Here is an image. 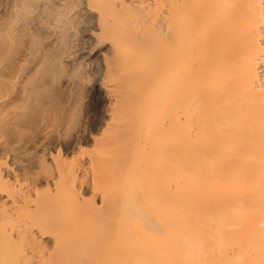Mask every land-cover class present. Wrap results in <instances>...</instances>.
<instances>
[{
    "label": "rangeland",
    "instance_id": "obj_1",
    "mask_svg": "<svg viewBox=\"0 0 264 264\" xmlns=\"http://www.w3.org/2000/svg\"><path fill=\"white\" fill-rule=\"evenodd\" d=\"M112 1L0 0V264H127L112 230L145 214L128 188L148 147L131 128L132 105L144 78L156 83L159 57L140 38L160 28L161 0ZM138 252L173 261L169 251Z\"/></svg>",
    "mask_w": 264,
    "mask_h": 264
},
{
    "label": "bare ground",
    "instance_id": "obj_2",
    "mask_svg": "<svg viewBox=\"0 0 264 264\" xmlns=\"http://www.w3.org/2000/svg\"><path fill=\"white\" fill-rule=\"evenodd\" d=\"M160 3L155 38H140L159 57L156 83L144 78L132 105L140 119L131 128L148 147L136 156L128 188L145 214L130 215L110 233L127 264H161L159 256L142 259L138 251L146 247L171 252V264H264V0Z\"/></svg>",
    "mask_w": 264,
    "mask_h": 264
}]
</instances>
